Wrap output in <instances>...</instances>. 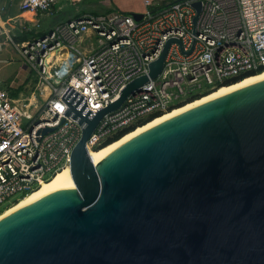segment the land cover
<instances>
[{"label": "water", "instance_id": "95a60500", "mask_svg": "<svg viewBox=\"0 0 264 264\" xmlns=\"http://www.w3.org/2000/svg\"><path fill=\"white\" fill-rule=\"evenodd\" d=\"M171 41L97 112L63 96L81 125L73 184L0 219V264H264V79L147 130L99 168L88 154L100 119L158 75Z\"/></svg>", "mask_w": 264, "mask_h": 264}, {"label": "built area", "instance_id": "2783aa9c", "mask_svg": "<svg viewBox=\"0 0 264 264\" xmlns=\"http://www.w3.org/2000/svg\"><path fill=\"white\" fill-rule=\"evenodd\" d=\"M145 0L141 17L115 11L86 14L55 24L21 41L7 33L13 48L36 74L29 96L14 97L0 87V206L31 191L69 165L81 136L77 119L66 115L63 96L82 97L90 115L119 97L125 85L156 60L166 42L163 66L116 110L105 113L86 141L98 148L121 130L153 112H164L223 81L264 68V0ZM56 0H21L34 17L32 27L51 13ZM155 5V6H154ZM36 99H30L32 96ZM52 128L46 133L42 130Z\"/></svg>", "mask_w": 264, "mask_h": 264}, {"label": "crops", "instance_id": "0c3cea01", "mask_svg": "<svg viewBox=\"0 0 264 264\" xmlns=\"http://www.w3.org/2000/svg\"><path fill=\"white\" fill-rule=\"evenodd\" d=\"M144 1L145 0H56L51 13L40 18V25L43 20H49L47 27L39 29L32 27L34 17L20 9L21 0H0V24L4 25V21H7L4 26L7 29L8 35L15 41H21L41 35L57 23L86 14L111 13L115 11L126 12L132 14V16L133 14H141L144 9ZM151 1L153 2V0ZM157 5L162 4L158 3ZM3 35H6V37L2 38L3 36H0V51H2L4 47H8L7 44L9 46L10 44L12 45L7 38L8 35ZM10 50L19 55L13 48V45L10 47ZM20 58L23 67H26L21 56ZM22 86H25V83ZM9 87L8 90L12 96L22 97L25 95L23 93L25 87L17 85V88H13L10 84Z\"/></svg>", "mask_w": 264, "mask_h": 264}, {"label": "bare ground", "instance_id": "6f19581e", "mask_svg": "<svg viewBox=\"0 0 264 264\" xmlns=\"http://www.w3.org/2000/svg\"><path fill=\"white\" fill-rule=\"evenodd\" d=\"M264 79V70L260 73L249 75L241 80L231 83L228 85H224L221 87H214L208 93L202 94V96L195 98L193 100H190L188 102H185L184 104L180 106L173 107L167 111L162 112L160 115L148 120L147 122L135 126L134 129L131 131H128L124 133L121 137L118 139L104 145L100 149H92L88 148V154L91 157V160L96 168H99L108 158H110L115 152H117L121 147L126 145L128 142L139 136L140 134L146 132L147 130L179 115L183 112H186L192 108H195L199 105H202L206 102H209L215 98H218L224 94H227L231 91H234L238 88H241L245 85H248L250 83L259 81ZM30 99H36V97L33 95ZM67 184H73V180L71 178L70 174V168L69 165H65L58 171H56L52 178L48 181H42L40 185L33 191H31L29 194L18 200L15 204L5 209L3 212L0 213V219H2L4 216L12 212L13 210L21 207L23 204L31 200L33 197L38 195L39 193L55 187L59 185H67Z\"/></svg>", "mask_w": 264, "mask_h": 264}, {"label": "rangeland", "instance_id": "374dc122", "mask_svg": "<svg viewBox=\"0 0 264 264\" xmlns=\"http://www.w3.org/2000/svg\"><path fill=\"white\" fill-rule=\"evenodd\" d=\"M174 0H153V4H166L169 2H172ZM49 21V20H48ZM47 20H43L41 25L38 27L39 29H43L47 27L48 24ZM3 36L2 38L6 37V35H0ZM7 44V43H6ZM8 47H4L2 51H0V87L8 89L9 84L13 88H17V85H21V87H25L23 89V93L26 96H29V94L34 91L37 97V100L40 102V96L38 91L35 89V83H36V74L37 72L34 69H29L28 67H23L22 60L20 56L17 53H13L10 50V46L7 44ZM25 83V86H22ZM207 90L199 95H202L204 93H208ZM20 194L15 195L13 198L9 199L8 201L4 202L0 206V210L3 207H6L8 204H10L15 198L19 197Z\"/></svg>", "mask_w": 264, "mask_h": 264}, {"label": "trees", "instance_id": "16d2710c", "mask_svg": "<svg viewBox=\"0 0 264 264\" xmlns=\"http://www.w3.org/2000/svg\"><path fill=\"white\" fill-rule=\"evenodd\" d=\"M24 39V38H23ZM264 68H260L256 71H253V72H249V73H246L245 75L241 76V77H235V78H230V79H227L225 81H223L222 83H220L217 87H221V86H224V85H228V84H231L233 82H236L238 80H241L242 78L246 77V76H249L250 74H257V73H260L261 71H263ZM207 93V92H206ZM205 94V93H204ZM202 95H195V96H192L190 98H188L185 102H188L190 100H193L195 98H198ZM184 102V103H185ZM184 103H181L177 106H180ZM162 112H153L151 114H149L146 118H142V119H139L136 123H134L133 125L129 126V127H126L125 129L121 130L118 134H116L113 138H111L109 141H107L105 144H103L102 146L98 147V148H94V149H100L101 147H103L104 145L118 139L119 137H121L124 133L128 132V131H131L132 129L135 128V126L137 125H141L145 122H147L148 120L152 119L153 117L161 114ZM53 176V175H52ZM52 176L48 179H46L45 181H48L49 179L52 178ZM37 188V187H36ZM36 188H33L31 191L35 190ZM31 191H28V192H23L19 195V197L15 198L10 204H8L6 207H3L1 210H0V213L3 212L5 209H7L8 207L12 206L13 204H15L18 200H20L21 198H23L24 196H26L27 194H29Z\"/></svg>", "mask_w": 264, "mask_h": 264}]
</instances>
